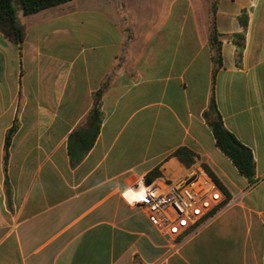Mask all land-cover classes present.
<instances>
[{"label": "crops", "instance_id": "0c3cea01", "mask_svg": "<svg viewBox=\"0 0 264 264\" xmlns=\"http://www.w3.org/2000/svg\"><path fill=\"white\" fill-rule=\"evenodd\" d=\"M18 18L21 44L0 32V264H264V0H69ZM213 99L252 180L217 146ZM199 168L222 201L176 244L139 197L153 171Z\"/></svg>", "mask_w": 264, "mask_h": 264}, {"label": "built area", "instance_id": "2783aa9c", "mask_svg": "<svg viewBox=\"0 0 264 264\" xmlns=\"http://www.w3.org/2000/svg\"><path fill=\"white\" fill-rule=\"evenodd\" d=\"M141 206L171 242L179 244L189 227L199 223L222 201L216 181L201 168L175 180L157 179L144 185Z\"/></svg>", "mask_w": 264, "mask_h": 264}, {"label": "trees", "instance_id": "16d2710c", "mask_svg": "<svg viewBox=\"0 0 264 264\" xmlns=\"http://www.w3.org/2000/svg\"><path fill=\"white\" fill-rule=\"evenodd\" d=\"M18 1L21 4L22 14L29 15L42 9L65 3L69 0ZM0 32L17 43L21 44L24 40L25 25L21 23L18 18L17 10L14 7V0H0ZM213 41H215V32L213 33ZM100 96L101 92L96 93V102L92 110V114L95 117L100 115ZM204 115L213 130L217 146L233 161L242 175L252 180L256 171L253 153L249 147L241 143L235 135L225 127L214 99L211 101ZM13 130L14 129L9 133L7 147L9 146L10 136ZM175 154L187 165L193 161L192 154L185 148L177 150ZM158 175L159 172L157 170L153 171L151 174L147 175L146 182L151 183ZM217 184L224 190L219 183Z\"/></svg>", "mask_w": 264, "mask_h": 264}, {"label": "rangeland", "instance_id": "374dc122", "mask_svg": "<svg viewBox=\"0 0 264 264\" xmlns=\"http://www.w3.org/2000/svg\"><path fill=\"white\" fill-rule=\"evenodd\" d=\"M14 7L17 10V15L20 16V9H21V4L18 0H14ZM180 168V167H179Z\"/></svg>", "mask_w": 264, "mask_h": 264}, {"label": "bare ground", "instance_id": "6f19581e", "mask_svg": "<svg viewBox=\"0 0 264 264\" xmlns=\"http://www.w3.org/2000/svg\"><path fill=\"white\" fill-rule=\"evenodd\" d=\"M173 167L177 168L178 167V163L174 162L173 164Z\"/></svg>", "mask_w": 264, "mask_h": 264}, {"label": "snow or ice", "instance_id": "6c2138e0", "mask_svg": "<svg viewBox=\"0 0 264 264\" xmlns=\"http://www.w3.org/2000/svg\"><path fill=\"white\" fill-rule=\"evenodd\" d=\"M139 199H144V196H143V195H141V196L139 197Z\"/></svg>", "mask_w": 264, "mask_h": 264}, {"label": "clouds", "instance_id": "9594fccd", "mask_svg": "<svg viewBox=\"0 0 264 264\" xmlns=\"http://www.w3.org/2000/svg\"><path fill=\"white\" fill-rule=\"evenodd\" d=\"M142 195V194H141Z\"/></svg>", "mask_w": 264, "mask_h": 264}]
</instances>
